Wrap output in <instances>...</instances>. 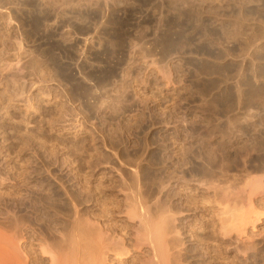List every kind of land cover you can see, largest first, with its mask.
<instances>
[{"label":"rangeland","instance_id":"obj_1","mask_svg":"<svg viewBox=\"0 0 264 264\" xmlns=\"http://www.w3.org/2000/svg\"><path fill=\"white\" fill-rule=\"evenodd\" d=\"M181 3L159 25L155 0H119L107 9L100 0H49L54 50L42 47V59L32 55L22 73L0 65L1 80L18 78L0 80L1 216L15 208L26 221L30 208L59 234L63 225L42 207L65 222L79 210L107 241L119 232L131 243L122 212L141 202L175 219L179 264H264V195L252 196L258 218L251 216L254 229L247 223L243 235L236 213L245 205L238 192L223 195L227 186L242 189L247 177L264 178V0ZM9 37L1 63L13 58ZM45 52H54L53 91L41 83L49 72ZM142 250L132 264H141Z\"/></svg>","mask_w":264,"mask_h":264},{"label":"bare ground","instance_id":"obj_2","mask_svg":"<svg viewBox=\"0 0 264 264\" xmlns=\"http://www.w3.org/2000/svg\"><path fill=\"white\" fill-rule=\"evenodd\" d=\"M83 1L86 4H88V3L91 4L93 0H83ZM94 1H95V3L99 2V0H94ZM100 1H104V4H103L104 9L109 8V5H108L109 2L111 3L112 7H116L117 3L119 2V0H100ZM261 1L262 0H258V2H261ZM155 2H158L160 4V7H161V11L159 13L160 20L158 21L159 25H161V21H162L161 18L162 17H164L165 15L170 13L172 9L174 11L180 10V8H181L180 5L182 4L181 3L182 0H155ZM48 3H49V0H0V31L2 30L1 32H4V33H2V35L0 34L1 37L3 38V41L0 40V42H2L1 43L2 48H0V49L3 50L4 52L5 51L7 52L8 51L7 49L11 48V47L9 48V46H7L6 43L4 42V40H6V37H9V36L12 37L11 42H13L12 46L15 49V50L13 49L14 53H13V51L11 52V53H13L11 55V56H13V58H11L10 61L9 60L6 61L7 60L6 59L5 63H1V62H3V59L0 58V59H2L0 61V63H1L0 65H2L3 70L5 69L4 72L5 71H7V72L18 71V72L22 73L23 70H26L25 68L22 70L23 67L21 68V66H23L24 62L27 63L28 58H30L32 55L36 54L37 57H39L41 52L43 51L42 47H43V49H44V47H46L49 52H50V50H54V48H55V5L53 4V6H49ZM118 13H119L118 9H115L114 15L116 16V15H118ZM7 41L9 42V40H7ZM1 50H0V52H2ZM46 52H45V54H46ZM53 54H54V52L46 54V60H47L46 63H47V66H49V72H48L47 79L41 80L39 78L41 80V83H43V85L47 88V90L49 89L50 91L52 89L51 87L55 84L54 83L55 82L54 81L55 80V57ZM1 55H3V54H1ZM41 56L39 58L42 59L43 56L42 57ZM1 57H3V56H1ZM7 58H9V57H7ZM44 58H43V60H44ZM33 59H34V57H33ZM41 59H38V60H41ZM43 60H41V61H43ZM32 68H30V70L32 72L37 71V70L33 71ZM0 73H2V75H4L3 72H0ZM11 73H13V72H11ZM9 75H10V73H9ZM9 75L7 77H9ZM13 75L16 76V78H17V72H16V75H15V73ZM13 75H11L9 77V79L13 78L14 77ZM7 77L5 76L4 79H2V80L0 79L2 81V83H6L3 80H7L9 82V79H5ZM21 77H23V76H21ZM37 77L38 76L36 74V78ZM10 80H12V79H10ZM13 81H14V79H13ZM21 81H22V83H24L23 82L24 80H21ZM41 83L39 81V84H41ZM12 84H15V82L14 83L12 82ZM6 86H4V89H6ZM15 86H16V84H15ZM17 87H15V88H17ZM22 87L24 88V86H22ZM22 87H20L19 89H23ZM0 88H1V86H0ZM11 88H12V86H11ZM46 88H45V90H46ZM53 88L55 89L54 86H53ZM11 90H13V88ZM14 90L12 91L13 92L12 94L15 93ZM40 90H42V88H40ZM47 90H46V94H47ZM52 91H53V89H52ZM1 92H2V88H1ZM24 92H25V90H24ZM54 92H55V90H54ZM17 93L18 94H15L13 96L15 97L17 95L18 96L20 95L19 92H17ZM44 93L45 92H43V93L41 92V95L43 94L49 98L50 95L48 96V94L52 93V92H49L47 95ZM22 94H24V93H22ZM29 94H31V93H29ZM25 95H27V94L25 93ZM18 96H17V98H20ZM20 96L22 97V95H20ZM28 96H30V95H28ZM32 96H34V94ZM53 97H55V96H53ZM25 98H26V96H25ZM9 99L11 100V98H9ZM27 100L23 99L22 101L24 103V101L27 102ZM49 100H50V98H49ZM51 100H52V98H51ZM26 102H25V104H26ZM30 102H32L31 98H30ZM28 103H29V101H28ZM28 103L26 105L31 107V105H29L30 103L29 104ZM9 104H10V102H9ZM39 106L37 105L36 108H38ZM24 107H26V106H23V109H24ZM5 108L7 109L6 106H5ZM25 109H27V108H25ZM34 111H36V109H34ZM29 112L31 114L32 111L29 110ZM27 125H28V123H27ZM243 181L244 182H243L242 189H240V190L237 189V191L235 190L236 192H234V189H233L234 186L232 185V187L227 186V188H224V193L222 192L223 195H225V197H230V198L233 194H235V193L237 194V192H238V195L240 196L241 200L243 201V202L242 201L241 202L244 203V205L246 206V207L244 206V209H241L243 207V204L241 203V205H242V207L240 208L241 210H239V212H238L239 214L236 213L239 216L236 219H239L240 222L239 221L238 222L241 225V227H240L241 230L238 229L240 234L246 233L244 231L247 229L246 225L249 221H251L250 220L251 216H254V215H251L255 211V209H254L255 206L253 204L255 201L253 202L252 196L255 195L256 193H262L264 195V178L247 177ZM207 184H209V183H207ZM214 184L212 182V183H210V186L213 185L211 187L214 188ZM51 186L53 187V185H51ZM205 186H207V185H205ZM215 187H216V185H215ZM208 188L210 189V187H208ZM27 192L31 193L29 191H27ZM214 193H216V192H214ZM54 195H55V192L53 194H51L52 197ZM225 197H223V198L227 199ZM230 198H228V199H230ZM41 199H45V198L41 197ZM134 203L136 204V202H134ZM137 203L139 204V202H137ZM225 203H226V201H225ZM232 203L234 205L235 202H232ZM135 204H133V202H132V204H130L131 206L128 205L127 208H125V211L122 212V213H124V217L131 221L130 222V224H131L130 228H131L132 234H133V238H132L131 243H129V242H127V240H125L126 237L123 238L121 236H118V235H120V234H118L119 232L116 234L117 235L116 238L115 237H114V239L110 238V241H107V238L105 239L104 232L99 227L101 225H98V224H96L98 226L94 225L97 221L93 224L87 218L88 216L86 217V215L84 213H79L78 212L79 210L78 211L74 210L75 213L73 215H74L75 221L70 220L71 221L70 222L69 219H67L69 222H65L64 218L61 219V218H59L58 215H56L57 213H55L54 209H52L51 207L46 208L45 206L42 205L43 207H45V208L42 207V209H41V210H44L43 214H45V212H46V214L49 215L51 217V219H53V221H55V220L60 221L61 225H63L60 229V232H58L59 234H56L55 232L51 231V229H49V227L48 228L46 226L44 227L40 223L36 222L37 217H35V216H37V214H36L37 212L30 211V208H29V210L26 208L27 209L26 211L28 213V216H27L28 218L25 217L26 221H21L19 219V217H18V212H19L18 210L19 209L15 210V208H13V209L11 208L10 210H6V213H4V215H2V216L6 217V219L11 223L12 227L10 228V231L7 234V233H5L6 230L4 229L5 230L4 231L3 228L0 226V264H132L134 262V254L137 253L138 251H140L141 249H143L144 250L143 253H145V256L144 257L142 256L143 259L141 258V260H142L141 264H179V261H180V260L178 261L179 255L176 256V252L174 249L175 248L174 246L176 245V244H174V243H176L175 238H177L176 233H179V232H177V230L175 231L176 228H174V225H173L174 223L172 224V222H174L175 219L173 221H171L172 219H170V220L168 219V218H170L169 216H165L164 217L165 219H164L162 216L163 214H161V213L154 215V214H152V211L149 208L145 207V205L142 207L141 202L139 204L140 206L139 205L137 206ZM219 204L221 205L220 201H219ZM216 205H217V203H216ZM228 205H229V203H228ZM224 206H225V204H223V208H222L223 212L225 211ZM19 207H20V205H19ZM232 208L230 211H232ZM233 210H235V205H234ZM232 212H230V213H232ZM27 213H25V214H27ZM226 213L229 214V212H226ZM223 215H225V214H222V215L220 214L221 217ZM2 216L0 214V219L5 218V217L3 218ZM45 216L46 215H44L43 217H45ZM228 216H230V215H228ZM256 216H258V215H256ZM216 217H217V215H216ZM221 217H219V218H221ZM224 218L227 219L226 217H224ZM234 218L235 217H233V219ZM254 218H258V217L254 216ZM47 219H48V216H47ZM230 219H231V217H230ZM43 220H42V223L44 224L45 221L43 222ZM219 220H220L219 223L221 224L222 223L221 219H219ZM254 221L258 222V219H254ZM228 222H230V221H228ZM228 222H226V223H228ZM234 222H232L233 225L235 224ZM0 223H2V222H0ZM48 223H49V221H48ZM56 223H58V222H56ZM239 223H237V224L239 225ZM250 223H248V224H250ZM124 224L126 225V223H124ZM222 225H223V223L221 224V226ZM228 225H230V224L228 223ZM254 225L255 224L253 223L250 227H252V226L254 227ZM232 226H231V228H229L230 230L233 228ZM235 226H234V230H235ZM239 226H237V228H239ZM219 228H221V227H219ZM227 228H228V226H227ZM223 229H225V228H223ZM174 231H175V234H173ZM238 234H237V236H238ZM243 234H241V235H243ZM224 236H226L225 231H224ZM234 239H236V238H234ZM34 241H36V242L34 243ZM236 241H238V239ZM247 245H250V244H247ZM236 247H237V245H236ZM237 249H238V247H237ZM245 249L248 250L249 248H245ZM176 250H177V248H176ZM239 251H241V250L238 249L237 252H239ZM177 253H178V251H177ZM140 255H142V253ZM136 259H137V257H136Z\"/></svg>","mask_w":264,"mask_h":264}]
</instances>
